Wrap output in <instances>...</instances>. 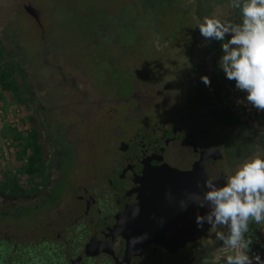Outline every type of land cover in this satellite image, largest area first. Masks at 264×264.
Segmentation results:
<instances>
[{"label":"rangeland","instance_id":"374dc122","mask_svg":"<svg viewBox=\"0 0 264 264\" xmlns=\"http://www.w3.org/2000/svg\"><path fill=\"white\" fill-rule=\"evenodd\" d=\"M25 6L39 12L38 20ZM212 15L242 23L230 0H0V71H12L16 82L10 91L0 86V188L8 195L51 183L43 198L49 202L21 208L16 235L34 240L42 224L60 225L71 185L110 167L121 141L144 126L188 128L223 147L233 167L244 155L228 143L250 152L264 136V112L219 68L222 42L200 34L198 24ZM206 100L242 130L219 124ZM33 132L45 158L39 175L27 170ZM249 238V254L264 260V225L250 222ZM232 254L223 245L206 263L227 264Z\"/></svg>","mask_w":264,"mask_h":264},{"label":"flooded vegetation","instance_id":"af4514ba","mask_svg":"<svg viewBox=\"0 0 264 264\" xmlns=\"http://www.w3.org/2000/svg\"><path fill=\"white\" fill-rule=\"evenodd\" d=\"M206 103L210 114L219 124L242 130L238 125L223 120L209 101L206 100ZM159 124L161 125L157 126ZM162 124L168 123L157 122L144 126L135 134L140 129L155 126L163 129ZM168 125L180 129L179 138L182 141L201 151L213 148L221 153V157L216 152L215 156L208 157L206 161L208 177L218 186H223L226 178L233 175L245 160L264 156V136L252 133L246 139L257 136L259 140L249 147L250 152H244L243 144L240 147L234 146V142L228 143L234 150L241 149V154L244 155L241 156L243 161L233 167L234 162H228V153L219 144L213 146L206 143L188 128ZM134 135L121 141L110 167L102 166L99 172L86 179V183L71 185L68 194L72 195V200L61 224L56 221L42 224V229L45 230L39 232L37 239L27 238L25 232L16 235L15 218L23 213L22 207L31 209L33 202H49V197L43 198L51 183L39 185L35 191L24 188L8 195L0 188V264H207L206 261L224 245L216 239L215 233L227 232V229H210V226L203 236L189 241L168 237L174 234L168 235V226L161 224V220L165 218L155 208L156 199L159 200L163 195L161 189L155 184L151 186L149 175H143L136 183L137 189H134L132 162L142 153L140 143L133 141ZM244 136L247 134L244 133ZM245 137L241 136V143H244ZM52 159H56L55 154ZM28 163L30 164V158ZM141 164H144L143 161H140V166ZM136 209H139V214L134 217ZM145 235L146 238L142 241H134V238ZM29 240L31 242L27 245Z\"/></svg>","mask_w":264,"mask_h":264},{"label":"clouds","instance_id":"9594fccd","mask_svg":"<svg viewBox=\"0 0 264 264\" xmlns=\"http://www.w3.org/2000/svg\"><path fill=\"white\" fill-rule=\"evenodd\" d=\"M230 8L242 15L241 24L212 15L205 16L197 27L206 40L222 42L219 68L229 81H235L237 90L246 93L248 104L264 112V0H230ZM228 36L230 39H226ZM201 80L211 85L209 76ZM202 187L207 189L202 195L186 193L187 199L179 202L181 210L186 211L190 205L207 208L205 214L197 213V227L209 224L210 229H227L215 233L217 240L234 250L227 256V264H264L259 254H249L253 241L245 239L250 222L264 225V156L245 160L223 186L207 179ZM167 195L171 199V193ZM138 214L136 209L134 217Z\"/></svg>","mask_w":264,"mask_h":264},{"label":"water","instance_id":"95a60500","mask_svg":"<svg viewBox=\"0 0 264 264\" xmlns=\"http://www.w3.org/2000/svg\"><path fill=\"white\" fill-rule=\"evenodd\" d=\"M25 9L38 20L39 12L35 8L25 6ZM162 125L163 129L157 126L140 129L133 137V141L140 143L142 147V153L132 162L134 189H137L136 183L143 175H149L151 186L155 184L154 186L159 187L163 193L159 200L156 199L155 208H158L165 218L161 220V224L168 226V235L174 234L168 237L178 241L195 240L203 236L211 226L205 224L201 229L196 223L197 213L203 215L208 209H198L195 205H190L186 211H182L179 202L187 199L186 193L197 192L202 195L207 190L202 187L204 181L209 179L206 161L208 157L215 156L216 152L221 157V153L213 148L201 151L179 138L180 129L168 124ZM140 161L144 163L141 166ZM141 167L144 169L141 170ZM168 193H171V199L168 198Z\"/></svg>","mask_w":264,"mask_h":264},{"label":"trees","instance_id":"16d2710c","mask_svg":"<svg viewBox=\"0 0 264 264\" xmlns=\"http://www.w3.org/2000/svg\"><path fill=\"white\" fill-rule=\"evenodd\" d=\"M154 1L157 0H145L146 3H151ZM0 46L2 45L0 44ZM4 54H6L9 58H12L10 54L6 53V51L4 52ZM13 63L16 64L14 59H13ZM16 72L22 73L21 67H19L17 64H16ZM12 74H13L12 71L11 72L8 70L0 71V86L4 87L5 90L10 91L14 89L16 82H15V77H13ZM30 99H33L32 96H30ZM31 137H32L31 147L33 150V154L30 157V164L27 170L30 175H39L44 171L45 158L42 155V149L39 141V134L37 132H33L31 134Z\"/></svg>","mask_w":264,"mask_h":264}]
</instances>
